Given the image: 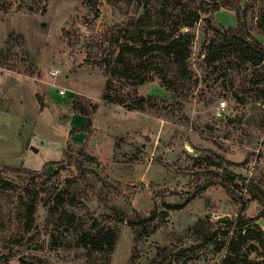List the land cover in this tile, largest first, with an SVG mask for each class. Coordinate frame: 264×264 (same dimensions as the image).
<instances>
[{
	"label": "rangeland",
	"instance_id": "1",
	"mask_svg": "<svg viewBox=\"0 0 264 264\" xmlns=\"http://www.w3.org/2000/svg\"><path fill=\"white\" fill-rule=\"evenodd\" d=\"M241 4L252 28L264 22V0ZM146 7V28L164 26L174 34L194 22L192 81L177 95L157 76L136 87L138 94L165 99L160 115L105 100L110 76L97 62L111 51L112 38H124L136 26ZM216 17L226 25L237 21L227 7ZM253 31L264 43V34ZM223 42L202 18L195 20L185 0H0V49H7L0 54V164L11 187L0 264H20L29 256L41 264H220L227 250L215 249L226 238L218 220L256 216L262 205L245 186L264 189V62L251 63L238 37L218 48ZM114 80L113 91L122 92L125 80ZM76 94L97 102L98 109L90 131L71 136L85 121L74 108ZM223 99L227 113L217 117ZM27 184L38 190L31 208ZM52 197L88 228L93 219L118 228L114 251L89 254L66 225L47 230L46 202ZM200 218L209 222L196 237ZM255 225L264 229V218Z\"/></svg>",
	"mask_w": 264,
	"mask_h": 264
},
{
	"label": "trees",
	"instance_id": "2",
	"mask_svg": "<svg viewBox=\"0 0 264 264\" xmlns=\"http://www.w3.org/2000/svg\"><path fill=\"white\" fill-rule=\"evenodd\" d=\"M183 3L184 0H176ZM188 5L193 8L195 20L202 18L206 24L217 34H222L224 42L230 44L233 38L238 37L247 44L249 59L254 65L264 62V43L256 37L254 30L264 34V22L258 23L255 27L249 25L247 20V10L242 6L241 0H185ZM8 3V1H7ZM222 7H227L235 11L236 24L226 25L217 20L216 12ZM150 18L148 7L136 20V26L125 31L122 38L116 36L109 42V51L106 56L98 59L100 65H104L105 72L110 76L105 85L103 98L109 102L123 104L130 110L143 112H155L161 114L165 99L155 94H138L136 87L157 76L161 84L172 92L173 95L180 93L188 82L193 79L190 67L191 44L195 38V34L190 27L194 22L182 24L177 32L166 34L164 26H153L146 28V23ZM187 26V30H180L181 27ZM75 26L72 25L67 31V35L72 37ZM15 34L12 32L7 40L12 42ZM219 43L218 48L224 44ZM6 48L0 49V54L6 52ZM110 50V49H109ZM92 53H88L90 58ZM100 56V57H101ZM103 59V60H102ZM11 67L23 71L22 65L18 63L11 64ZM114 79H124L125 88L122 92L113 91L115 86ZM233 84V83H232ZM235 99L241 100L238 91H234ZM74 108L84 116L85 121L78 127L71 129V136L78 132L90 131L94 114L98 109V103L88 99L83 95H74ZM68 146L72 145V141L68 140ZM67 161L73 162L74 157L69 150H64ZM3 165L0 164V231L5 230L7 225L11 223L9 214L4 210L8 204L10 197V181L4 176L2 171ZM46 169V166L44 167ZM35 179L38 172L32 173ZM228 186V183L226 184ZM245 188L249 193L257 199L262 209L254 217H248L244 220L240 218L221 217L218 221L223 223L221 234L226 238L219 239L215 244V249L221 251L226 248L227 252L220 264H264V229L255 225L258 218H264V189L257 184H246ZM25 198L29 207H33L38 190L31 184L24 187ZM58 199V198H57ZM48 216L46 218L45 228L53 230H61V226L66 225V231H69L78 246L83 247L89 252L94 253H111L117 246L119 240V229L113 226H100L96 224V220H92L90 228L84 226L76 217V213L64 206L61 201H57L55 197L47 200ZM244 211L241 207L240 212ZM209 222L204 218H200L193 227L196 237L204 235V223ZM220 229V228H219ZM234 230V234L229 236V232ZM215 233V232H214ZM53 238H56L55 232L52 231ZM53 239V240H54ZM261 249V250H260ZM260 250V251H259ZM253 253H256L252 256ZM37 256L23 257L20 264H41L36 261ZM39 258V257H38ZM41 259V258H39ZM109 262V260H108Z\"/></svg>",
	"mask_w": 264,
	"mask_h": 264
},
{
	"label": "built area",
	"instance_id": "3",
	"mask_svg": "<svg viewBox=\"0 0 264 264\" xmlns=\"http://www.w3.org/2000/svg\"><path fill=\"white\" fill-rule=\"evenodd\" d=\"M51 75H53V76H57L58 75V73H59V70H57V69H53V70H51ZM66 89H63V88H60V93L61 94H65L66 93V91H65ZM216 110H215V115L217 116V117H222V116H225V114L227 113V109H228V106H227V102H226V100H221L220 102H218V104H217V106H216V108H215Z\"/></svg>",
	"mask_w": 264,
	"mask_h": 264
},
{
	"label": "bare ground",
	"instance_id": "4",
	"mask_svg": "<svg viewBox=\"0 0 264 264\" xmlns=\"http://www.w3.org/2000/svg\"><path fill=\"white\" fill-rule=\"evenodd\" d=\"M187 147H188L189 149H192V147H191L189 144L187 145Z\"/></svg>",
	"mask_w": 264,
	"mask_h": 264
},
{
	"label": "crops",
	"instance_id": "5",
	"mask_svg": "<svg viewBox=\"0 0 264 264\" xmlns=\"http://www.w3.org/2000/svg\"><path fill=\"white\" fill-rule=\"evenodd\" d=\"M82 119H83V121L85 120V118H84V117H83ZM83 121H82V122H83Z\"/></svg>",
	"mask_w": 264,
	"mask_h": 264
},
{
	"label": "water",
	"instance_id": "6",
	"mask_svg": "<svg viewBox=\"0 0 264 264\" xmlns=\"http://www.w3.org/2000/svg\"><path fill=\"white\" fill-rule=\"evenodd\" d=\"M254 120V119H253Z\"/></svg>",
	"mask_w": 264,
	"mask_h": 264
}]
</instances>
